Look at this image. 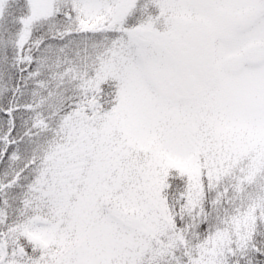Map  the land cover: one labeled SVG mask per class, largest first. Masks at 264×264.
I'll use <instances>...</instances> for the list:
<instances>
[{
  "label": "snow or ice",
  "instance_id": "snow-or-ice-1",
  "mask_svg": "<svg viewBox=\"0 0 264 264\" xmlns=\"http://www.w3.org/2000/svg\"><path fill=\"white\" fill-rule=\"evenodd\" d=\"M0 264H264V0H0Z\"/></svg>",
  "mask_w": 264,
  "mask_h": 264
}]
</instances>
